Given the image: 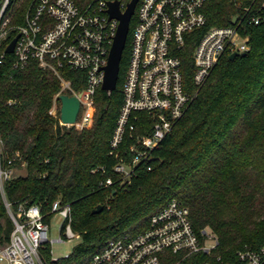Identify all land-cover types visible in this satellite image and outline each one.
<instances>
[{
  "label": "trees",
  "instance_id": "trees-1",
  "mask_svg": "<svg viewBox=\"0 0 264 264\" xmlns=\"http://www.w3.org/2000/svg\"><path fill=\"white\" fill-rule=\"evenodd\" d=\"M83 3L85 0H77ZM253 0H208V27L228 26L240 4ZM2 0H0L1 6ZM27 7L25 3L21 10ZM134 23L131 25L133 29ZM250 49L231 60L225 55L205 85H194L195 44L181 53L188 89L197 96L186 115L154 152L152 169L137 168L131 183L102 189L97 167L110 170L111 139L123 104L122 84L131 55V35L120 68L118 88H99L94 122L79 130L60 124L50 113L61 82L51 70L32 60L21 70L14 55L0 65V140L2 163L16 158L15 170L27 167L5 183L8 200L39 204L44 213L61 200L72 205L73 229L80 234L72 253L55 259L44 249L47 264H91L113 239L148 230L154 214L177 199L189 208L196 232L210 228L218 237L212 254L199 252L170 264H242L239 253L260 251L264 245V23L248 29ZM11 36L8 41L12 40ZM5 42L0 46L4 52ZM76 91L86 88V75L62 69ZM110 172V171H109ZM115 191V193H113ZM103 205L101 213H93ZM50 216L46 221H50ZM5 234L14 225L0 199ZM264 264V261L263 263Z\"/></svg>",
  "mask_w": 264,
  "mask_h": 264
},
{
  "label": "built area",
  "instance_id": "built-area-1",
  "mask_svg": "<svg viewBox=\"0 0 264 264\" xmlns=\"http://www.w3.org/2000/svg\"><path fill=\"white\" fill-rule=\"evenodd\" d=\"M135 0H2L0 6V65L14 55V67L25 69L32 60L53 71L61 87L55 95L50 113L60 124L79 130L94 122L95 95L105 80L106 66L120 26L112 18L110 4L119 3L125 13ZM27 7L24 11L21 7ZM208 0H138L131 19V55L122 84L123 104L111 139L110 155L115 164L97 167L103 175L102 189L131 183L137 168L152 169L154 152L186 115L197 96L188 89L181 53L193 43L196 88H202L225 55L246 53L250 49L248 29L264 23V0L240 4L238 20L228 26L208 27ZM14 36L10 41L9 38ZM17 39L14 52L8 47ZM82 71L86 88L76 91L62 69ZM109 94L111 92H108ZM62 95L77 96L81 111L77 122L65 124L61 119ZM0 195L14 228L5 234V220L0 222V264H47L44 249L52 244L79 239L73 229L72 205L56 200L50 212L39 204L20 202L17 207L6 196L5 183L15 174L16 158L5 166L1 159ZM110 171V172H109ZM63 217L60 238L51 240V221ZM50 216V221L46 217ZM218 237L210 228L199 235L190 210L177 199L153 215L146 232L113 239L97 253L91 264H170L172 255L184 260L199 252L212 254ZM55 259H57L54 256ZM242 264H262L264 245L256 252L239 253ZM229 264H233L229 263Z\"/></svg>",
  "mask_w": 264,
  "mask_h": 264
},
{
  "label": "water",
  "instance_id": "water-1",
  "mask_svg": "<svg viewBox=\"0 0 264 264\" xmlns=\"http://www.w3.org/2000/svg\"><path fill=\"white\" fill-rule=\"evenodd\" d=\"M137 2L138 0H135L125 13L121 11L118 2H114L110 4L111 17L118 18L120 20V26L113 47L111 49V53L109 56V63L105 68L106 75H105L104 83L102 85V89L107 92H113L118 88L119 79H120L121 61L129 39L131 19L132 16L134 15ZM238 17L239 16H235L233 18V23L237 22ZM17 39L18 38L13 40V42L8 47L7 52L9 53L14 52ZM245 54L246 53H243V55ZM239 55H240L239 53H233L230 55V59L233 60ZM60 99L62 101L61 119L63 123L65 124L76 123L81 111V102L79 98L77 96L62 95ZM153 160H155V158H153ZM113 193H115V191ZM103 210H104V206L99 205L93 211V213L98 214L101 213Z\"/></svg>",
  "mask_w": 264,
  "mask_h": 264
},
{
  "label": "rangeland",
  "instance_id": "rangeland-1",
  "mask_svg": "<svg viewBox=\"0 0 264 264\" xmlns=\"http://www.w3.org/2000/svg\"><path fill=\"white\" fill-rule=\"evenodd\" d=\"M16 175L18 176H25L27 174V167L24 166L22 168L15 170ZM1 199V195H0ZM63 223V217L58 215L51 221V230H50V239L55 240L60 238V226ZM215 234V233H214ZM80 243V239H74L72 241H65V242H54L52 244V250L54 256L58 258H64L70 255L74 249V247Z\"/></svg>",
  "mask_w": 264,
  "mask_h": 264
}]
</instances>
